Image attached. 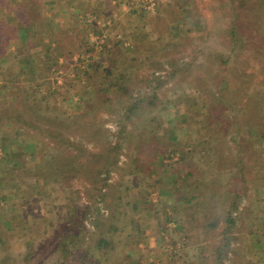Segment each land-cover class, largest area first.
I'll return each mask as SVG.
<instances>
[{"label": "rangeland", "instance_id": "1", "mask_svg": "<svg viewBox=\"0 0 264 264\" xmlns=\"http://www.w3.org/2000/svg\"><path fill=\"white\" fill-rule=\"evenodd\" d=\"M171 8L183 20L163 29ZM44 14L56 32L89 36L96 52L67 60L48 33L0 70V264H264V124L250 135L229 234L225 221L208 224L226 219L229 200L187 174L193 141L163 153L155 147L165 139L143 132L161 130L168 112L178 123L184 111L201 114L189 81L217 91L225 80L228 100L264 114V0H51ZM47 47L60 64L41 78L27 61L43 64ZM11 64L25 71L14 79ZM153 93L154 110L145 100L128 114ZM236 131L224 136L231 148ZM102 235L105 252L95 246Z\"/></svg>", "mask_w": 264, "mask_h": 264}, {"label": "trees", "instance_id": "2", "mask_svg": "<svg viewBox=\"0 0 264 264\" xmlns=\"http://www.w3.org/2000/svg\"><path fill=\"white\" fill-rule=\"evenodd\" d=\"M50 2L51 0H0V70H7L9 60H15L14 58H17L18 54L24 52L26 54L25 48H22L23 45L29 44L35 50H38L39 46L43 45L42 40L48 33L58 43V50H60L67 60L74 61L76 53L78 55L87 53L90 55V58H93L96 52V43L92 42L89 36L81 37L79 33V35L71 34V31L74 32V29L68 28L59 29L56 32L53 26L49 25L44 12ZM166 13L167 17L164 20H170V22L165 21L163 29L169 28L173 23L174 28H178L180 25L178 24L179 21L183 20L181 14L174 8L168 9ZM232 34L235 36L239 34L236 27L232 28ZM65 40L69 41V45L63 46L61 44ZM238 42V39L234 38L233 50L239 48ZM12 46H14V49ZM43 53L41 47V50L35 52L34 56H41ZM54 53H56L55 50L47 47V52H45V58L47 59L43 61V64L36 63L34 56H32V61H27V63L31 62L30 64H32L33 69L39 71L41 78H48L52 75V70H54L55 66L59 68L60 64L58 57L53 55ZM227 62L226 60L224 61L225 64ZM15 66L11 64L10 67V73L11 75L14 73V79L25 71L24 68L18 70ZM87 67L82 69L87 70ZM196 78L200 79L202 77ZM200 81L188 82L194 86L193 91L194 88L199 90L196 93L200 97L202 112L196 119H192L187 111H184L181 114V123H178L174 116L168 112L163 117L165 124L161 130L154 124H150L146 125L143 132L148 135V140L151 138V134H157L165 139L161 146L155 147V149L161 150L163 153L165 151L171 153V151L185 149V146L189 144L188 140L191 139L193 141V144H190L193 147V156L187 160L191 170L187 174L188 176L196 175L193 181L194 186H198L203 181L207 182L211 184L212 196L214 193H219L220 191L222 196L229 200L230 204L225 213L226 219L223 220L224 216L218 215L215 221L208 223L211 227L215 228L220 222L225 221L222 234H229L236 223L233 215L239 210V199L243 194L242 189L238 186L241 184L244 188V185L248 182L247 150L251 142L250 135L252 132H256L259 125L264 124V114L260 111L259 103L257 102L249 103L247 106L246 104L238 105L234 101L228 100L225 97V88L228 87L229 83L225 80L219 83L217 91L209 89L207 82H202L200 85ZM114 84L116 82L113 81L100 90L106 93L109 86H113ZM156 99L157 94L153 93L146 96L142 101H136L129 106L128 114L133 113L139 104L145 100L149 102L148 108L150 111L154 110ZM170 106H173V103H170ZM237 112L242 113L241 118L237 115ZM214 117L216 118L215 121L213 120ZM233 127L237 129L236 133L231 137L235 141V145H232L234 149L228 145V142L224 138V136H229L225 134L226 132L230 133ZM174 140L177 144L174 149H171L172 147L170 146H174ZM63 143L69 148L72 146L70 139H64ZM195 145L201 146V148L198 149ZM116 149H112L113 157L110 165L104 168L105 170L109 171L111 166L117 164ZM255 151L253 150L250 153L252 155L256 154ZM93 155L92 158L94 160L98 158V155ZM2 163L5 167L10 166L9 161L3 160ZM194 165L197 168L195 167V171H192ZM159 188L162 191L160 193H164L170 198L175 195L173 188L168 189L164 183L159 184ZM219 203V199H216L214 211L219 209ZM226 239H229L228 235ZM108 243L109 239L102 235L98 238L95 246L98 250L105 252V248L109 245Z\"/></svg>", "mask_w": 264, "mask_h": 264}]
</instances>
